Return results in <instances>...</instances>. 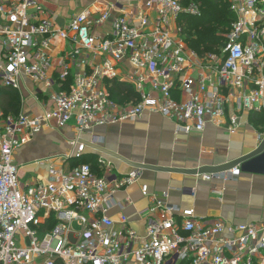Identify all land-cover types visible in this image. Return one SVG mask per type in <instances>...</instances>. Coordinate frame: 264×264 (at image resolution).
<instances>
[{"label":"built area","instance_id":"1","mask_svg":"<svg viewBox=\"0 0 264 264\" xmlns=\"http://www.w3.org/2000/svg\"><path fill=\"white\" fill-rule=\"evenodd\" d=\"M140 3H114L98 16L84 11L67 29L43 18L36 0L0 4V89L21 92L28 80L53 103L50 109L43 104L38 115H6L0 107V264L264 263V225L205 222L191 209L170 205L168 193H151L143 184L149 206L140 233L123 213L132 202L118 203L115 196L138 183L142 169L118 175L103 156L96 161L103 175L89 163L65 169L88 149L97 150L98 137L84 138L96 127L136 121L145 113L173 121L186 136L201 135L209 125L235 135L244 112L264 116V0H230L235 20L224 44L203 57L188 46L181 23L185 14L200 16L199 5ZM55 41L70 44L57 77ZM72 67L79 71L65 89ZM114 81L133 86L137 98L116 102L110 93ZM71 122L75 136L59 165L50 162L46 178L22 184L16 152L52 123ZM263 139L264 128L258 133ZM240 176L235 168L203 179ZM115 209L118 220L111 216Z\"/></svg>","mask_w":264,"mask_h":264},{"label":"crops","instance_id":"2","mask_svg":"<svg viewBox=\"0 0 264 264\" xmlns=\"http://www.w3.org/2000/svg\"><path fill=\"white\" fill-rule=\"evenodd\" d=\"M19 1L0 0V4L11 6ZM36 1L45 13L43 18H50L58 29H67L73 17L84 11L94 12L98 16L100 11L114 3L127 7L130 4H141L142 0ZM181 3L186 6L185 0H181ZM6 20L3 15L4 25L7 23ZM107 28L109 27H106V30ZM55 42L51 49L54 64L52 74L57 77L60 58L70 50V44ZM1 59L2 38L0 37ZM78 71L79 68L72 67L69 77L73 81ZM18 95L20 110L17 114L38 115L43 110V104H46L48 109L53 107L44 90L28 80L24 81L23 89ZM174 95L176 99L184 98L181 93ZM254 114L256 112L247 111L241 114L240 127L235 135H230L226 127L209 125L201 135L186 136L180 133L173 121L159 114L145 113L136 121L96 127L91 135L84 136L88 141L94 136L98 137L100 139L98 148L119 155L125 161L93 149H88L87 154H94L96 161L98 156L106 158L118 175L129 174L136 168L134 165L168 169H144L138 183L115 196L118 203H124L128 199L132 202L123 213L140 233L143 232L140 218L149 206V201L141 192L143 184L149 187L151 193L158 195L168 193L170 205L191 209L198 219L205 222L221 219L232 225L263 226L264 175L241 172L237 180L225 182L220 179L206 181L203 175L173 172V170L197 171L205 167H220L254 151L260 143L258 133H261L264 127L256 122ZM74 136V122L62 127L52 123L27 146L17 151L15 162L20 166L21 183L33 182L37 176L46 178L49 163L54 162L59 165L61 156L68 153V143ZM72 165V162L66 164L65 169L73 168ZM98 169L101 172L99 167ZM119 214L117 209L111 211V216L115 220H118Z\"/></svg>","mask_w":264,"mask_h":264},{"label":"trees","instance_id":"3","mask_svg":"<svg viewBox=\"0 0 264 264\" xmlns=\"http://www.w3.org/2000/svg\"><path fill=\"white\" fill-rule=\"evenodd\" d=\"M187 1L185 0V2ZM191 1L199 4L201 15L192 16L185 14L181 17L185 41L192 50L202 57L207 54L217 53V48L224 44V35L228 33L232 22L235 20L234 15L230 11L229 0ZM72 82L73 79L69 77L64 88L68 89ZM110 93L111 97L120 104H125L137 98L133 86L116 81L112 83ZM0 107L6 115H18L20 107L18 91L1 88ZM253 116L256 122L264 126V116L262 114L256 113ZM71 162L73 163V168L83 163H89L92 165L94 172L101 175L94 154H87L80 159H73Z\"/></svg>","mask_w":264,"mask_h":264},{"label":"water","instance_id":"4","mask_svg":"<svg viewBox=\"0 0 264 264\" xmlns=\"http://www.w3.org/2000/svg\"><path fill=\"white\" fill-rule=\"evenodd\" d=\"M96 149L98 151H101L117 159L124 160L119 155H116L105 149H102V148H96ZM134 166L142 170L144 169L145 170H168V169H161V168L151 167V166H146V165H134ZM235 168H240L241 172L243 173L264 175V139L259 143L258 147L254 151L226 165H222L220 167H205L197 171L196 170H193V171L173 170V172H179V173H184V174H189V175H208V174H220V173L228 172Z\"/></svg>","mask_w":264,"mask_h":264},{"label":"rangeland","instance_id":"5","mask_svg":"<svg viewBox=\"0 0 264 264\" xmlns=\"http://www.w3.org/2000/svg\"><path fill=\"white\" fill-rule=\"evenodd\" d=\"M191 3H193V2H192L191 0H188L187 2H185V5L188 6V5L191 4ZM196 4H198V3H196ZM223 35H224V34H223ZM224 36H225V35H224ZM222 46H223V44H222ZM222 46H219V47L217 48V49H218V50H217L218 52H219V50L221 49ZM218 52H217V53H218ZM19 102H20V100H19ZM19 110H20V107H19ZM74 228H75L76 230H79L78 227H77L76 225H74Z\"/></svg>","mask_w":264,"mask_h":264}]
</instances>
